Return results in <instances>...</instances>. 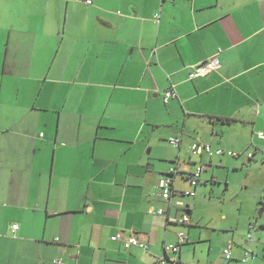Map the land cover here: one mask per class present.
I'll list each match as a JSON object with an SVG mask.
<instances>
[{
	"label": "crops",
	"instance_id": "0c3cea01",
	"mask_svg": "<svg viewBox=\"0 0 264 264\" xmlns=\"http://www.w3.org/2000/svg\"><path fill=\"white\" fill-rule=\"evenodd\" d=\"M91 1L0 0V264H264V0Z\"/></svg>",
	"mask_w": 264,
	"mask_h": 264
},
{
	"label": "built area",
	"instance_id": "2783aa9c",
	"mask_svg": "<svg viewBox=\"0 0 264 264\" xmlns=\"http://www.w3.org/2000/svg\"><path fill=\"white\" fill-rule=\"evenodd\" d=\"M88 3H91V0H86ZM219 66V60L217 57H213L208 63H204L201 65H198L195 67L194 72L190 73V77H195L198 75H203L207 73L208 71L218 68ZM177 96L176 91L172 89H168L164 93V101L166 103L169 102L170 98ZM259 137L264 138V132H258ZM181 142V139L176 136H172L169 138V143L175 147L179 146ZM192 152L194 154H202V153H208L210 155H221L224 154V150L217 148L214 149L210 144L207 143H202V142H195L192 145ZM227 154L231 156H237V152L229 150L227 151ZM249 157H252V153H249ZM176 172L175 168H172L170 173H163L162 176L160 177L159 181V195L163 200L171 201L172 196L174 194L178 195L181 199L177 200V203L184 208L186 207L185 205V200L184 198L186 197H193L195 196V190H183V191H178L175 193L174 187H173V179H172V174ZM202 174V167L198 168L193 174L190 175V182L193 186H196L199 182V178ZM168 210L166 207H160L158 209L152 210L153 212L156 211L160 214L165 213ZM169 222L171 223H178L182 225H188L192 222V218L189 214L186 212H183L182 214H177V215H171L168 217ZM12 228L14 231H16L19 228L18 224H13ZM117 238L122 240L124 245L126 247H131V246H138L142 249L147 250L149 248L148 243L143 242L141 239H139L138 235L135 234L134 232L131 233L130 235L126 234L124 231H120L117 234ZM187 237L184 232H181L179 234L177 242L174 243H169L166 245V255L165 257L161 258L157 264H165L168 259H170V253H179L181 250V246L186 242ZM224 255L227 259L231 258V252L230 249H225L224 250ZM249 253H247V256L245 259H247ZM58 261V260H57ZM173 261H176L175 258H173ZM59 262V261H58Z\"/></svg>",
	"mask_w": 264,
	"mask_h": 264
},
{
	"label": "rangeland",
	"instance_id": "374dc122",
	"mask_svg": "<svg viewBox=\"0 0 264 264\" xmlns=\"http://www.w3.org/2000/svg\"><path fill=\"white\" fill-rule=\"evenodd\" d=\"M167 130H166V128H162L161 129V133H165ZM162 144H164V145H168V147H169V149L170 150H173V148H175V147H173L170 143H169V141H162L161 142ZM173 147V148H172ZM169 149H167V150H165L167 153H169ZM153 152H151V154H152ZM155 163H151V165H154ZM205 169H208V166H206V168ZM260 207H262L264 204L263 203H260Z\"/></svg>",
	"mask_w": 264,
	"mask_h": 264
}]
</instances>
